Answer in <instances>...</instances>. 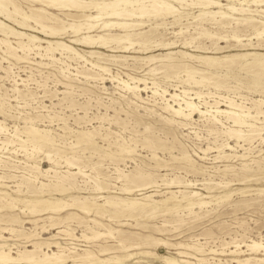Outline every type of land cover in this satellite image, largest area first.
I'll list each match as a JSON object with an SVG mask.
<instances>
[{"label":"rangeland","instance_id":"rangeland-1","mask_svg":"<svg viewBox=\"0 0 264 264\" xmlns=\"http://www.w3.org/2000/svg\"><path fill=\"white\" fill-rule=\"evenodd\" d=\"M163 1L0 0L6 264H264V0Z\"/></svg>","mask_w":264,"mask_h":264},{"label":"bare ground","instance_id":"bare-ground-1","mask_svg":"<svg viewBox=\"0 0 264 264\" xmlns=\"http://www.w3.org/2000/svg\"><path fill=\"white\" fill-rule=\"evenodd\" d=\"M45 1H47V2H51V3H59V2H62V1H72V2H75V0H45ZM145 1V0H144ZM163 1V0H162ZM125 3V4H127V3H131V0H116V4H119V3ZM153 2H157V0H153ZM208 2H210V3H213V4H218V2L217 1H212V0H210V1H208ZM111 4H114V2L113 3H105L104 5H106V6H111ZM157 4V3H156ZM162 4L165 6V8L166 9H174V7H173V5H171V3H168V2H165V1H163L162 2ZM105 6V7H106ZM107 7V8H108ZM138 9V11H139V14H140V16L141 17H143L146 13H147V9L146 8H144V6L142 5V6H140L139 8H137ZM232 9V8H231ZM236 9V8H235ZM134 10V9H133ZM124 12V13H123ZM107 14L109 15V16H115V17H117V18H121V15H131V16H134V13H131V11L130 10H127V9H125V8H122V9H120V10H118L117 8H112L110 11H108L107 12ZM138 14V15H139ZM113 25L115 24H118V25H127V23L125 22V23H120V22H116V23H112ZM110 22H106L105 23V26H108V25H112ZM94 25H91V26H89V28H92ZM80 30V26L77 28V30L76 31H79ZM22 34V33H21ZM23 35V34H22ZM83 39H85V40H91L92 39V36H84V38ZM93 40V39H92ZM127 85V84H126ZM130 87V86H129ZM137 87V86H136ZM166 97V96H165ZM171 97L172 98H174V99H176V97H178V94H176V93H174V94H172L171 95ZM170 107H172L173 109H174V112L176 113V114H178V115H184V116H186V117H189V116H191L192 114H194V112H196V111H198L199 113H205L203 110H201L200 108H199V106L196 104V102L195 101H193L192 100V98H188V99H183V103L182 102H179V107H173V105H169ZM186 110L188 111V112H186ZM218 112H228V111H225V110H222V109H219L218 110ZM241 117V116H240ZM236 119V118H235ZM242 119V118H241ZM236 122L238 121V120H235ZM69 205H71V204H69V203H62V204H52V203H49V205H47L46 207H44V208H42V209H37V208H33L32 209V212H35V213H37V212H39V213H41L42 211H45V210H49V211H59L60 209L62 210L63 208H65V207H68ZM81 206H84L82 203H81ZM87 208V207H86ZM23 210V209H22ZM51 218H53V217H51ZM65 221V218H58L52 225H58V224H63V222ZM96 222V221H95ZM91 228V227H90ZM67 229H64L63 231H66ZM111 234H112V231H109ZM73 233H75V232H73ZM72 233V234H73ZM110 233H109V235H110ZM69 234V233H68ZM102 234V233H101ZM100 231H95L94 232V236H93V238L95 237V238H97V237H99L100 235ZM73 236V235H72ZM75 236H76V234H75ZM103 236V235H102ZM73 238V237H72ZM75 238H77V237H75ZM89 238H91V237H89ZM93 238H91V239H93ZM74 239V238H73ZM77 239H79V238H77ZM58 242H55V244H57ZM118 243H119V245L120 246H123V250H126V251H129V250H132V249H129V248H132L133 247V245H124L123 243H120V241H118ZM260 245H262L261 243L259 244V242H256L255 244H252V248L253 249H256L257 247H258V249H259V246ZM2 248V246H0V264H6L5 262H7V261H9V260H15V259H13V257L10 255V253L9 252H7V250L6 249H1ZM32 250V249H31ZM22 251V250H21ZM102 251V253H104V252H106V251H108V250H106V249H102L101 250ZM45 253H44V256H43V259L41 260L42 261V263H40V262H31L32 264H60V263H65V261L63 260V258H62V255H59L58 253H55V252H53V253H48L47 251H44ZM18 254H19V252H18ZM61 254V253H60ZM85 254L87 255L86 257H83V258H79V259H74V261H82L83 262V264H88V262H89V260H90V258L92 257L91 256V251H87V252H85ZM22 255V254H21ZM25 256V258L26 259H28L29 261H31V259H30V257H29V255H24ZM132 257V254H130V255H128V256H126V258H131ZM23 259V258H22ZM73 259V258H72ZM124 260V259H123ZM174 262H176V260L175 259H172ZM172 260H169V263H171L172 262ZM118 261H121V259H118ZM241 262H243V261H241Z\"/></svg>","mask_w":264,"mask_h":264}]
</instances>
